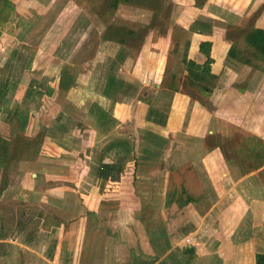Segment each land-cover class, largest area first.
<instances>
[{"label":"rangeland","instance_id":"rangeland-1","mask_svg":"<svg viewBox=\"0 0 264 264\" xmlns=\"http://www.w3.org/2000/svg\"><path fill=\"white\" fill-rule=\"evenodd\" d=\"M10 1L12 5H8L6 0H0V111L4 110L2 121L6 120L9 113L8 116L12 117L17 130L19 124L24 120L28 121V114L37 107L39 109L42 106L50 112L51 107L57 103L56 108H60L62 98L56 103L54 98L56 91L61 88L68 90L73 100L68 102L70 108L68 112L73 113L66 115L70 124L84 121L85 129L88 125L91 127L109 125L102 122L98 103L103 100L102 92L106 80L110 81L116 76L125 77L126 74L135 75L141 82L151 83L152 78H156L158 82L163 81L161 86L165 84L170 88L177 87L207 102L211 92L208 90L211 86L214 87V83L206 80V75L201 77L202 73L196 76L197 79H192L188 83L186 81L185 58L191 34L184 27H189L198 16L199 19L206 18L205 22L210 25L211 31L214 25H218L221 36L232 43L230 58L236 65L235 70L237 73L245 74L244 79L234 84L231 96L225 99L223 105L217 107L214 104L210 107L217 113L210 129L216 127L219 131H210L203 145L204 153L215 145L220 146L219 154H224L231 160L229 162L231 171L222 164L226 172H223L220 166V176L229 178L230 186L240 182L235 187L233 198H230L231 201L237 199L234 210L229 211L230 223L224 220L221 227L219 225L220 219L217 218L223 211L220 209L226 208L221 204L220 208L215 210L211 209V205V207L204 205L203 210L197 209V212L188 206L187 214H183L186 218L185 225L181 223L183 218L180 217L177 203H173L167 211V215L171 217L172 227H166V231L160 230L166 225L155 226L153 221L163 225L167 223V216L163 215L165 210L160 209L164 200L178 203L186 201L188 193L184 189L182 192L184 188L182 176L187 177L188 185L192 187L193 192L197 191L196 188H209L208 176L200 162L194 164V170L187 168L184 173H177L179 180L175 175L169 178L168 172L163 174L164 172L159 170V162L142 161L134 181V186L137 182L138 193L134 192L132 181L126 179L123 180L125 190L122 195L126 206H136L143 197L147 209L141 214V220L134 219L133 213L118 211L115 202L102 205L97 213H89L90 233L84 247L88 252L103 250V254L107 255V259H104L107 264H115L118 261L123 264H250V258L255 250L258 252L264 250V241H260L264 240V222L262 221V224L255 222L254 225L252 221L255 216L256 218L259 216L261 209L254 206L248 213L244 203L252 199L259 201L264 197V191L260 192L258 188L260 183L264 186V140L259 138L257 133L247 130L244 125L249 120L263 125L264 128V57L259 48L249 41L253 31L264 30V0H211L212 7L209 10L211 14H206L210 0ZM18 39L21 42L24 39L25 43L15 44ZM197 80H204L207 84H199ZM134 81L138 84L136 80ZM153 85L154 82L144 88L140 93L141 100H149ZM138 89L140 91V87ZM135 95V91L130 87L122 100L134 102ZM24 102H29L27 108ZM84 110L89 113L84 114L82 112ZM40 111L42 112L41 109ZM59 113L55 115L57 116L55 121L62 122L64 130L67 131L69 125L64 118L65 112L60 110ZM143 115L144 110L137 109L138 130L126 128L125 131L134 134L135 142L130 141L131 144L124 142L121 154L113 155L112 162L100 158L101 165L98 171L100 180L93 185L97 189V195L98 191L103 190L108 179L121 180L126 163L132 158L138 159V155L144 154H152L156 158L163 154L164 139L158 136H144L147 132L144 131L146 122ZM225 116L229 120L223 119ZM34 124L33 121L32 125ZM132 124L134 125L130 122L128 125ZM16 129L11 131L13 137ZM78 132L76 135L82 139L84 130L79 129ZM88 133L85 132L87 137ZM95 135L96 132L92 130L90 152L96 149L92 148L96 141ZM17 136V141L20 139L25 143L13 147L15 155L20 158L27 153V149L23 148H26L25 140L30 136L20 130ZM36 140L38 141V137ZM109 150L107 148L105 152ZM194 150L198 153L197 146ZM254 151H260L261 156L256 157ZM172 155L169 162H164L165 167L177 170L180 169V164L187 165L188 162L183 161V157L180 161L181 154L172 151ZM80 166L81 164L78 168ZM152 170H156V173L152 174ZM200 175L203 178H199ZM240 179L250 188L242 185ZM200 180L203 182L200 183ZM134 189L136 190V187ZM167 190L164 199L162 191ZM208 192H211L209 202L214 204L218 200L224 203L225 198L218 199L213 187ZM196 213L200 215L197 217ZM115 218L121 223L115 222ZM148 219H152L151 224ZM261 219L264 220V215ZM179 226L182 227V231L179 230ZM170 230L177 232L169 236ZM161 232L163 235L157 239L156 233ZM146 235H151L153 239L149 241L150 237L147 238ZM250 238L256 239L259 245L255 248L247 246L246 241ZM131 245L136 246L140 253L135 254ZM208 254L215 256L212 255L213 258L208 259ZM217 255L228 259L225 261ZM198 256L203 257L202 260L194 262ZM99 260L102 263V259L98 258Z\"/></svg>","mask_w":264,"mask_h":264},{"label":"crops","instance_id":"crops-1","mask_svg":"<svg viewBox=\"0 0 264 264\" xmlns=\"http://www.w3.org/2000/svg\"><path fill=\"white\" fill-rule=\"evenodd\" d=\"M211 3L212 1L210 0V4L207 5L208 8H206V14H211L209 12L212 7ZM199 17L200 16L195 18L194 22L189 27H184L188 30L189 34H191L187 46L188 50L185 58L186 70L184 74L187 75V83L192 79L195 80L197 78L194 75L190 76L187 62L194 61L202 66L201 70L198 71L199 75L200 73H202L201 77L206 75V80L214 83V87L211 86V89L209 88L208 90L211 92L209 93L210 97L207 102L177 87L170 88L165 84L161 86L163 81L158 82L156 78H152V82H154L156 87L153 85L154 89L149 100H141L140 93H142L145 87H149L152 82H141L140 78H136L135 75L126 74L125 77L116 76L112 77L110 81L106 80L102 92L103 100L98 103V106H100V110H98L101 112L102 122L108 123L110 126L101 123V125L104 124V126L99 125L91 127L88 125L85 129L84 121L70 124L69 118L66 115L72 112H68V109H70L68 102H73V100L70 98V92L62 88L56 91V98H54L55 103L62 98V106L60 108H56L55 105L57 103L51 107L50 112H47L42 106L39 109L37 107V109L28 114V121L24 120L23 123L19 124L18 130L30 136L25 140L27 147L23 148V150L27 149L28 154L26 155L28 156L13 159L6 165L0 164V264H107L105 262L106 260H104L107 259V255L103 254V250L102 252L101 250H92L94 252L85 250L86 248L84 246L87 235L90 233L88 229V224L90 222L89 213H97L102 205L110 202L117 203V210L120 212L127 211L130 212V214L133 213L135 216L134 219H140L141 214L147 209L143 197L142 201L139 200L136 206H126V202L122 201V199H104V188L101 192L98 191L99 193L97 195V189L94 187L100 180L98 175L101 165L100 158L103 157L104 161L112 162L113 160L111 157L113 155L117 156L121 154L124 142L128 144H131L130 141H132V143L135 142L136 138L134 134H132V132L126 133L125 131L127 130L126 128H131V130L134 131L138 130L137 109L144 110L143 117L144 122H146V129L144 131L147 132L144 136H158L164 139V146L162 148L163 154L161 156L155 158V155L144 154L138 155V159L132 158L129 160H138L137 173L139 172L142 161H153L160 163L159 170H162L164 172L163 174L168 172L167 176H169V178L175 175L179 179L180 177L178 174L184 173L187 168L188 170H194L195 163L200 162L203 164L208 176L207 181L209 188H196V192H193L192 187L188 185L187 177L182 176V179H184L182 181L184 188L180 187L182 188V192L184 189V191L186 190L188 193L185 201L186 203L183 201L178 203L164 200L160 209L165 210L163 211L164 214H162L168 217V219L166 217L167 223L163 225L162 223L153 221V224L155 226L166 225L160 229L165 231L166 227H172L170 222L171 217L169 214L167 215V211L170 210L173 203H177L176 205H178L180 217L183 218V222L181 223L183 224H185L184 219H186L183 217V214L186 213V210H189L188 206L192 207L194 211L197 209L203 210L204 205L209 207L212 206L211 209L215 210L217 208L219 209L221 204L223 206L225 205L226 208L220 209L223 211L217 218L220 219L219 225L221 227L224 220L230 223V220H228L229 211L235 208V203L237 201V199L231 201L230 198H233V193L236 191L235 187H237L240 182L230 186V179L227 177L225 179V176H220L219 170L220 166L222 168V164L231 171L229 164L231 160H229L228 156L225 157L224 154H219L218 147L220 146L215 145L210 150H207V153H204L203 145H205L210 131H219L216 127L210 129L213 119L217 116V113L210 107H213L214 104L217 105V107L223 105L225 99L231 96L230 94L233 91L234 84L244 79L245 74L240 72L237 73L235 70L236 65L231 62L232 58H230L232 43L228 38V40H225V38L221 36L218 25H214L211 31V28H209L210 25L205 22L206 18L199 19ZM215 23L214 21V24ZM206 41L212 43L209 56L201 50V44ZM18 43L23 44L25 41L24 39L22 42L19 40L15 44L18 45ZM205 67L210 68L211 72H209V74L203 72ZM134 80L140 85L136 84ZM162 80H164V77H162ZM204 80H197L196 82L205 85L204 83L206 82H204ZM137 86L140 87V91ZM130 87L132 91L134 90L136 93V100L134 102L133 100L123 102L122 99L126 97V93ZM28 103L29 102H24L26 108ZM94 103H91V105ZM60 110L65 112L64 118H66V123L69 125L67 131L64 130V124L62 122L55 121L57 118L55 115L58 114ZM8 111L11 113V110L8 109ZM82 112H84V114L89 113L85 110ZM3 113L4 110H1L0 138L7 141L12 148L17 145H24L25 143L21 142L20 139L18 141L16 140L18 137V130L12 122V117L8 116L9 113L5 121L1 120ZM48 114L51 117L48 116ZM32 117H34V120H32ZM223 119H227V116ZM227 120H229V118ZM33 121L35 122L34 125H32ZM130 122H133L134 125L132 124L129 126L128 124ZM244 126L254 134L257 133L259 138L264 140L263 125L252 123L248 120ZM14 129H16V133L13 137V132L11 133V131ZM79 129L84 130L82 139L77 136ZM92 130L96 132V141L92 148L94 147L96 149L90 152V132ZM261 131L263 133H261ZM85 132H89L88 137ZM36 137H38V141ZM39 138L41 139L39 140ZM103 138L106 139V141ZM32 144L36 145L35 149H37L38 146H51L52 150H58L60 155H45L41 151L35 152V149L33 152L32 149L34 147H31ZM195 146L198 147V153L194 150ZM107 148L110 150L105 152ZM172 151L181 154L182 156H179L180 161L183 157V161L188 162L187 165L180 164V169L177 170H173V168L169 169L168 166L165 167L164 162H169L171 160L173 156ZM157 155L158 154H156V156ZM189 156H191L190 159ZM80 164L81 166L78 168ZM163 166L165 167L164 169H162ZM171 171H173V173H171ZM223 172H226L225 169H223ZM151 173L155 174L156 170H152ZM199 178L203 177L200 175ZM240 181L246 188H250L244 184L242 179H240ZM201 182H203V180H200V183ZM107 183L108 180L105 182V186ZM247 183L248 182H246V184ZM135 187L138 193L137 182ZM212 187L218 199L225 198L226 201L224 200V203H220L218 200L214 204L211 201L209 202V193L211 192H208V190H211ZM258 188L260 192L264 191V186L261 183L258 184ZM162 193H164L165 199L168 190L165 192L162 191ZM188 199L192 200L189 201ZM244 204L248 208V213L254 209V206H256V209L260 207L259 216H257V218L255 216L252 222L253 224L255 222L257 224H262V221L264 222V220L261 219V216L264 215V197L259 199V201L252 199ZM149 208L150 207H148V209ZM247 212L246 215H248ZM199 215L196 213L197 217ZM148 221L150 224L152 223V219H148ZM115 222L121 223V221L116 218ZM217 223L218 220L216 225H218ZM115 224L117 225L118 223ZM196 224L193 227H195ZM181 228L182 227L179 226V230L182 231ZM175 232L177 231L170 230L168 234L169 236H173ZM156 235L158 236L156 238L159 239L160 235H163V233H156ZM146 237H150L149 241L153 239L151 235H146ZM126 240L129 241V239ZM260 241L264 240L260 239ZM246 243L247 246H254V248L256 245H259V242L252 238L247 240ZM133 246L134 245H131L135 254L140 253V250L136 246V248ZM233 249H235L234 246ZM143 252L148 253L149 251ZM257 252L258 251L255 250V253L250 258V264H256L257 255L264 254V250ZM169 254L170 252L167 255ZM149 255L151 254L149 253ZM208 255V259L215 256V254ZM217 256L226 261V258H230L232 254L228 257ZM182 257L183 256L180 258L182 259ZM98 258L102 259V263L100 260L98 261ZM201 258L203 257L198 256L194 262H199V260H202ZM130 260L132 261V259ZM115 264L123 263H119L118 261V263Z\"/></svg>","mask_w":264,"mask_h":264},{"label":"trees","instance_id":"trees-1","mask_svg":"<svg viewBox=\"0 0 264 264\" xmlns=\"http://www.w3.org/2000/svg\"><path fill=\"white\" fill-rule=\"evenodd\" d=\"M207 0H203V2H206ZM6 3L8 5H12V2L10 0H6ZM250 43L259 48L261 51L263 57H264V30L258 29L252 32L250 39ZM212 43L209 41H206L201 44V50L202 52L206 53L209 56V52L211 49ZM232 50V49H231ZM231 52V51H230ZM188 70H190V76H199L198 71L201 70L202 66L197 64L194 61L187 62ZM203 72H206V74H209L210 68L205 67L203 69ZM207 91V90H206ZM27 147V146H26ZM38 146L37 149L35 147L32 149V151L35 149V152L41 151L45 155H51V156H59L60 152L58 150H52L51 146ZM34 152V151H33ZM256 153V157L261 156L260 151H254ZM28 154V153H26ZM25 154V157L28 156ZM21 158V157H20ZM13 159H18L15 155V152L13 151V148L11 145L7 143V141L0 138V164H7ZM138 170V160L134 159L133 161H129L126 164L125 167V173L122 176L121 180L110 178L108 179L107 185L104 187L103 190V198L104 199H122V201H125L123 199V194L125 190V185L123 184V180H131L133 185L134 192L136 191L134 188V181H136V174ZM139 200V199H138ZM191 201L192 199H188ZM188 201V202H189ZM257 264H264V254H258L257 255Z\"/></svg>","mask_w":264,"mask_h":264}]
</instances>
